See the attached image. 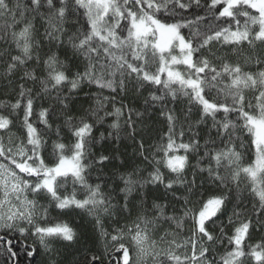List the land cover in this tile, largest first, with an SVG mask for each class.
I'll return each instance as SVG.
<instances>
[{"label":"snow or ice","instance_id":"1","mask_svg":"<svg viewBox=\"0 0 264 264\" xmlns=\"http://www.w3.org/2000/svg\"><path fill=\"white\" fill-rule=\"evenodd\" d=\"M0 80L5 264H264V0H0Z\"/></svg>","mask_w":264,"mask_h":264},{"label":"trees","instance_id":"2","mask_svg":"<svg viewBox=\"0 0 264 264\" xmlns=\"http://www.w3.org/2000/svg\"><path fill=\"white\" fill-rule=\"evenodd\" d=\"M225 51H230L228 49H220V52L218 54H222ZM92 91H96L95 86H92L91 88ZM103 95H114L111 94L108 90H105ZM145 95H147V93H145ZM213 95H215L213 93ZM249 95H251V93H249ZM17 94L12 92L7 86H6V81L4 80H0V102H4V103H8V102H14L15 98H16ZM122 102V97L120 95L116 96V100H115V106L119 107L120 104ZM123 103L126 104H130V105H137L139 103H142V99L140 101L134 100L132 99L130 96L127 98L123 99ZM184 105L181 104H177L176 108L180 109L181 107H183ZM169 107H172V105H169ZM22 115V113H21ZM157 128L162 127L163 126V121L162 118L160 121L157 122ZM107 127V125H105V128ZM105 129L102 128L100 129V131H104ZM99 133H97L98 135ZM127 144V148L125 149L123 146L121 147V151H127L129 154L132 153L133 151V146L131 144V141H126L125 142ZM46 156H48V154H45ZM93 176H95V174H93ZM72 220L75 223H79L80 222V218L78 216H73ZM261 235V233L253 231V237L254 240L250 241V243L255 242V240L259 239V236ZM227 243V241H225V244ZM19 252V257H18V264H40V261L42 259L41 256L37 255L35 257V259L33 260L32 258H29L25 255V253L23 251H20V246L19 244L16 245V249ZM223 251V249H221V252ZM8 260L7 256L3 254V250L2 248H0V264H5V262ZM9 264H11V262H9ZM113 264H115V257H113Z\"/></svg>","mask_w":264,"mask_h":264}]
</instances>
